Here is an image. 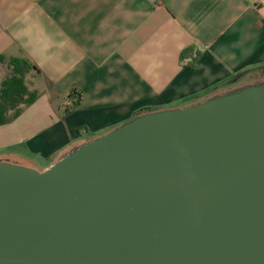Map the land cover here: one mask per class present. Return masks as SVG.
Listing matches in <instances>:
<instances>
[{"label":"water","instance_id":"water-1","mask_svg":"<svg viewBox=\"0 0 264 264\" xmlns=\"http://www.w3.org/2000/svg\"><path fill=\"white\" fill-rule=\"evenodd\" d=\"M0 264H264V80L0 160Z\"/></svg>","mask_w":264,"mask_h":264},{"label":"crops","instance_id":"crops-1","mask_svg":"<svg viewBox=\"0 0 264 264\" xmlns=\"http://www.w3.org/2000/svg\"><path fill=\"white\" fill-rule=\"evenodd\" d=\"M1 55L28 62L36 98L3 114L0 160L43 170L140 114L264 80V0H0Z\"/></svg>","mask_w":264,"mask_h":264},{"label":"trees","instance_id":"trees-1","mask_svg":"<svg viewBox=\"0 0 264 264\" xmlns=\"http://www.w3.org/2000/svg\"><path fill=\"white\" fill-rule=\"evenodd\" d=\"M28 68L29 64L24 59L0 56V75L3 78L0 88V124L7 121L3 117L6 110L13 109L18 104L29 105L35 100L36 94L27 90L23 80ZM17 96L23 97L21 102H17ZM17 113L18 109L14 111L15 115Z\"/></svg>","mask_w":264,"mask_h":264},{"label":"rangeland","instance_id":"rangeland-1","mask_svg":"<svg viewBox=\"0 0 264 264\" xmlns=\"http://www.w3.org/2000/svg\"><path fill=\"white\" fill-rule=\"evenodd\" d=\"M1 68H3V70H4V67L1 66ZM22 98H23V97H22ZM22 98H21L20 96H17V98H15V99L17 100V102H21L20 100H22ZM15 110H17V109H14V110L12 111V113H14ZM34 162H35V164H36L38 167H41V166H42L40 160H36V159H35Z\"/></svg>","mask_w":264,"mask_h":264}]
</instances>
